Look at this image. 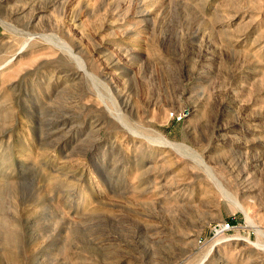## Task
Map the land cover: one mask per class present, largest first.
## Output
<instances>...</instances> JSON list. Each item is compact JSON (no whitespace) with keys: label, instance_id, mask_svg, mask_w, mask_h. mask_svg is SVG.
<instances>
[{"label":"rangeland","instance_id":"1","mask_svg":"<svg viewBox=\"0 0 264 264\" xmlns=\"http://www.w3.org/2000/svg\"><path fill=\"white\" fill-rule=\"evenodd\" d=\"M2 6L0 264H264V0Z\"/></svg>","mask_w":264,"mask_h":264},{"label":"bare ground","instance_id":"2","mask_svg":"<svg viewBox=\"0 0 264 264\" xmlns=\"http://www.w3.org/2000/svg\"><path fill=\"white\" fill-rule=\"evenodd\" d=\"M1 1V3L3 4V6H2V11L4 12L5 11V9H6V4H8V3H11L12 1H14V0H0ZM19 2V0H16V2ZM9 6V5H8ZM8 8V7H7ZM27 9H30L29 8V3L28 2H26L24 5H23V7H19L16 11L14 10V12L12 11V12H10V18L11 17H13L14 19L16 18V19H18V18H21V17H23L27 12L26 11H29V10H27ZM9 15V14H8ZM32 15H33V13H32ZM8 28H10V26L8 25L7 26ZM12 28V27H11ZM26 35V34H25ZM32 36V35H31ZM48 38V37H47ZM51 40V39H50ZM52 42L56 45V46H58L60 49H63L65 52H67L68 54H72V52H73V47H71L67 42H66V40L62 37V36H60V35H56V34H54V35H52ZM126 50V49H125ZM128 52V51H127ZM72 56V55H71ZM73 57H74V54H73ZM76 58V57H75ZM79 68L81 69V67L79 66ZM82 71H84L85 72V70H84V68H82ZM81 71V72H82ZM118 119H119V121H121V117L119 116V114H118V116H116ZM156 141H158V140H156ZM158 142H160V143H163V144H165V145H168V146H172V142H170V140H167V139H165V138H161V140H159ZM208 173H209V171H208ZM209 175L211 176V173H209ZM211 178L214 180V178L211 176ZM228 192V191H227ZM230 194V193H229ZM234 201V204H236V202H235V200H233ZM232 201V202H233ZM242 207V206H241ZM243 212H244V214L245 215H248L247 213H246V211L245 210H242Z\"/></svg>","mask_w":264,"mask_h":264},{"label":"built area","instance_id":"3","mask_svg":"<svg viewBox=\"0 0 264 264\" xmlns=\"http://www.w3.org/2000/svg\"><path fill=\"white\" fill-rule=\"evenodd\" d=\"M227 226H228L227 224H225V225H221L220 229H221V230L226 229Z\"/></svg>","mask_w":264,"mask_h":264}]
</instances>
